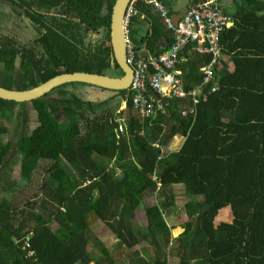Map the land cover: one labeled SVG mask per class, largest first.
I'll return each instance as SVG.
<instances>
[{
    "label": "trees",
    "instance_id": "obj_1",
    "mask_svg": "<svg viewBox=\"0 0 264 264\" xmlns=\"http://www.w3.org/2000/svg\"><path fill=\"white\" fill-rule=\"evenodd\" d=\"M10 1L41 37L25 48L0 34V86L13 87L12 44L19 45L20 65L31 71L30 81L15 89L62 72L123 75L105 44L115 0H65L63 7L60 0ZM233 2V24L219 40L233 68L220 59L197 102L190 94L158 96L162 109L142 118L128 89L110 90L125 102L116 112L111 98L85 99L60 89L86 84L71 82L53 88L56 97L48 92L28 101L35 113L30 121L25 102L0 98V116L17 106L15 141L4 143L0 136V264H169L170 257L173 264H264V1ZM56 7L66 10L51 12ZM133 8L129 35L133 23H149L140 45L152 55L166 50L172 35L159 12L144 0ZM69 12L76 18L63 17ZM89 32H101L102 41L86 43ZM192 46L182 50L178 64L186 91L200 83V67L211 58ZM176 135L181 144L165 152ZM40 159L52 160L40 196L21 206L2 197L17 184L14 167L28 181ZM174 184H182L188 200L183 230L172 237L165 216L176 207ZM225 207L231 220L215 223ZM140 210L145 225L134 222ZM91 220L109 229L118 253L127 250L125 260L91 235Z\"/></svg>",
    "mask_w": 264,
    "mask_h": 264
},
{
    "label": "built area",
    "instance_id": "obj_2",
    "mask_svg": "<svg viewBox=\"0 0 264 264\" xmlns=\"http://www.w3.org/2000/svg\"><path fill=\"white\" fill-rule=\"evenodd\" d=\"M135 1L129 0L123 19L126 61L132 68V78L127 89L132 93L133 107L142 118H146L162 109L158 96L183 97L190 94L193 102H197L202 85L214 77L215 68L222 58L220 34L232 24V17L221 9L218 0H199L191 4L175 23L161 1L147 0L159 12L166 28L172 32V40L161 53L141 57L136 53L127 29L130 16L134 13ZM192 42L196 52L210 54L211 58L200 67L203 75L200 83L186 91L182 87L178 64L182 61L180 53ZM122 127L123 122L118 119V129ZM32 253L31 250L27 251V255Z\"/></svg>",
    "mask_w": 264,
    "mask_h": 264
},
{
    "label": "rangeland",
    "instance_id": "obj_3",
    "mask_svg": "<svg viewBox=\"0 0 264 264\" xmlns=\"http://www.w3.org/2000/svg\"><path fill=\"white\" fill-rule=\"evenodd\" d=\"M65 0H60L57 3V6L61 5ZM170 1V0H169ZM58 11V8H54L51 10V12ZM135 26L132 27L134 29ZM21 29L22 32H25L26 29L30 30L33 33L35 32L34 26L30 20H25L22 16H18L16 13L12 11L11 8L0 4V34L6 33L8 36L9 34H12L15 32V30ZM144 27H138L135 35L133 36L136 38L135 40L138 41L140 37L142 36L141 30ZM102 33H92L89 32L85 37L86 43H92L94 44L96 41H99L101 38ZM144 35V34H143ZM41 37V36H40ZM105 44H108V41H105ZM108 75H117L116 71L109 72ZM67 89V90H75L79 96L85 99H106L111 98V102L109 103L112 108L117 107V111H120L124 108L123 102L119 103L120 99L116 94L110 91V89H102L93 85H78L75 86H68L61 87L60 89ZM50 97H56L58 92L57 90L49 91ZM49 96V95H48ZM25 104L22 106L25 109H27V113L29 116V120H35V113L33 110H31V107L28 103V101H24ZM15 110H17V106L15 107ZM15 110L12 112V114L0 116V136L2 142H8V141H15L16 137V131L14 129V123L16 121L15 119ZM115 112V113H116ZM115 117H118V114H115ZM12 115V117H11ZM11 117V118H10ZM15 120V121H14ZM180 143V139H172L170 142V145L168 147H163L165 152L175 150ZM52 160L49 159H40L38 161V166L34 170V172L31 175V178L28 181H23L19 178L17 166L14 167L12 176L17 181V184L15 185L14 189L7 191L5 194H3L2 197H6L7 199L11 200V202L14 205L21 206L25 200L39 197V185L42 182V180L47 176V167L51 164ZM69 170V166L65 167ZM174 190L176 191L177 196H175V204L176 207L171 210L169 214H166L165 219L167 221L168 225L177 224V223H183L186 221L187 217L184 212V204L188 200V197L184 194V189L182 185H175ZM2 193H0V196ZM151 201H154L153 198H150ZM230 213L229 207L222 208L218 211L216 217H215V223L217 221L221 220V215L223 213ZM228 218V214L226 215ZM231 220V218L228 219V221ZM134 222L140 225L146 224V219L144 217L143 211H137L134 214ZM90 233L91 235H96L97 238L101 239L104 245L114 252L116 256H118L119 259L125 260L126 259V252L127 250L125 248H120L118 253L114 249V245L116 240L114 239L113 234L109 231V229L100 221L97 220H91L90 224ZM177 234V233H176ZM173 230H171V236H176ZM140 247V245H137L135 248ZM89 251L96 256L97 250L89 245L88 247ZM169 264H173L171 257L169 258Z\"/></svg>",
    "mask_w": 264,
    "mask_h": 264
},
{
    "label": "water",
    "instance_id": "obj_4",
    "mask_svg": "<svg viewBox=\"0 0 264 264\" xmlns=\"http://www.w3.org/2000/svg\"><path fill=\"white\" fill-rule=\"evenodd\" d=\"M128 2L129 0H115L111 8L109 20V41L112 55L118 67L123 71V75L111 76L108 74L85 71L62 72L26 89H9L0 86V98L15 102L30 101L41 97L57 86L71 82H83L110 90L127 89L132 78V68L126 61L125 34L123 28V19ZM0 4L23 13L22 8L10 0H0ZM177 18H179V15H177ZM26 20L29 19L26 18ZM176 22L177 21H175V23Z\"/></svg>",
    "mask_w": 264,
    "mask_h": 264
},
{
    "label": "crops",
    "instance_id": "obj_5",
    "mask_svg": "<svg viewBox=\"0 0 264 264\" xmlns=\"http://www.w3.org/2000/svg\"><path fill=\"white\" fill-rule=\"evenodd\" d=\"M137 1V0H136ZM135 1V2H136ZM144 1H146L147 2V0H144ZM159 1H161L162 2V0H159ZM264 1V0H263ZM218 2H219V6L224 10V12L226 13V14H228V15H230L231 17H233V15H234V12H235V9H236V7H235V5H234V2H233V0H218ZM166 7H167V9L169 10V13H170V15L172 16V18L174 19V22L175 21H177L178 20V18H177V15H179V17L181 16V14L192 4V0H170L169 2H162ZM262 12V11H261ZM130 20V19H129ZM162 22V21H161ZM163 23V22H162ZM129 24V23H128ZM232 24H233V22H232ZM232 24L230 25V26H232ZM133 26H135V28L134 29H132V32H131V35H129V31H128V37H129V39H131V41L133 42V44H134V47L136 48V50H137V52H138V54L141 56V57H146V56H150V55H152L150 52H148V51H146L145 49H144V46L141 44L140 45V43H139V41H140V39L138 40V41H136L135 39V37L133 36V34L135 35V33H136V31H137V25L135 24V23H133ZM132 26V27H133ZM163 26H164V29L166 30V31H168V33H170L171 35H172V32L170 31V30H168L167 28H166V26L163 24ZM229 26V27H230ZM138 27H144V32H146V30L149 28V23H144V24H142V25H139ZM228 28V27H227ZM127 29H128V25H127ZM141 34L143 35L144 33H143V29L141 30ZM141 38V37H140ZM108 44L110 45V41H108ZM167 48V47H166ZM222 60H223V62H224V64L226 63L227 64V67H228V69L229 70H232V68H233V64L231 63V61H230V58H229V56H222V58H221ZM123 106H125V103L123 102ZM172 139H180V143H179V145L181 144V142H182V138L181 137H179V136H174ZM179 145H178V147H179ZM177 147V148H178ZM175 185H177V184H174V186ZM179 185H182V184H179ZM174 186H173V188H174ZM174 192H175V194H176V191L174 190ZM176 196H177V194H176ZM228 214V218L226 217V215ZM229 218H231V216H230V213L228 212V213H223V215H221V220H225V221H228V219ZM230 221V220H229ZM170 226H172V228H171V230H175V229H178V231H177V234L176 235H178L182 230H183V228L181 227L182 226V223L180 224V223H177V224H172V225H170ZM172 237H175V236H172Z\"/></svg>",
    "mask_w": 264,
    "mask_h": 264
},
{
    "label": "flooded vegetation",
    "instance_id": "obj_6",
    "mask_svg": "<svg viewBox=\"0 0 264 264\" xmlns=\"http://www.w3.org/2000/svg\"><path fill=\"white\" fill-rule=\"evenodd\" d=\"M63 4L64 2L61 5H59V7L61 6L63 7ZM60 10H66V9H60ZM61 13H64V11H61ZM62 15L63 17L68 16V17L76 18L74 14L71 15V12H69L67 15L66 14H62ZM35 32L36 33H33L28 29H26L25 32H22L21 29H17L15 30L14 33L9 34V35L10 36L12 35V38L16 41V43L18 42L19 44L23 45L25 48H30L33 42L38 43V37L40 35L37 33L36 30ZM101 41H102V35H101L100 40L96 42L99 43ZM37 46L40 48L39 44H37ZM18 47L19 45L12 44V59H13V67H12V86L13 87L12 89H15L14 87L16 85H23V84L28 83L30 81L29 77H31V71H28L27 69L22 67L19 63V60L22 55L17 52Z\"/></svg>",
    "mask_w": 264,
    "mask_h": 264
},
{
    "label": "bare ground",
    "instance_id": "obj_7",
    "mask_svg": "<svg viewBox=\"0 0 264 264\" xmlns=\"http://www.w3.org/2000/svg\"><path fill=\"white\" fill-rule=\"evenodd\" d=\"M174 231V233L176 234L177 233V231H178V229H175V230H173Z\"/></svg>",
    "mask_w": 264,
    "mask_h": 264
}]
</instances>
